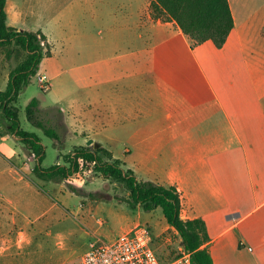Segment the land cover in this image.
Instances as JSON below:
<instances>
[{
	"label": "crops",
	"instance_id": "1",
	"mask_svg": "<svg viewBox=\"0 0 264 264\" xmlns=\"http://www.w3.org/2000/svg\"><path fill=\"white\" fill-rule=\"evenodd\" d=\"M150 3L8 0L7 21L45 36L50 56L40 65L59 51L88 60L74 69L85 71L74 79L87 93L72 104L78 112L60 109L68 134L83 137L77 145L95 136L119 160L110 146L124 134L126 170L176 189L181 218L205 223L213 264H264V0H228L234 26L220 48L191 47L175 22L154 19ZM25 187H15L13 214L45 215V196ZM101 205L83 199L57 221L61 236L72 228L96 237ZM17 220L19 238L0 248V264H35L30 224Z\"/></svg>",
	"mask_w": 264,
	"mask_h": 264
},
{
	"label": "rangeland",
	"instance_id": "2",
	"mask_svg": "<svg viewBox=\"0 0 264 264\" xmlns=\"http://www.w3.org/2000/svg\"><path fill=\"white\" fill-rule=\"evenodd\" d=\"M13 3H20L25 0H10ZM26 7L27 6V3ZM117 24L124 23L119 18ZM28 30L34 29L29 23L24 26ZM99 26L93 29L98 37ZM24 54L11 46L0 47V91L6 87L9 73L15 66L21 62ZM92 59V58H91ZM95 59L96 56H95ZM57 61V62H56ZM88 60L81 57H75L67 54L65 51H59L53 60L43 62L39 67L38 75H44L47 78L46 84L40 83L37 76L30 80V83L19 95L17 108L19 127L23 131L34 133L41 141L43 149V159L40 167L48 170L51 167L67 165L66 160L69 154H72L77 148L83 145H77L83 141L82 136L74 137L68 134L65 125H63L62 112L66 115L68 112H75L72 104L75 100H81L86 97V91L81 84H77L74 79L77 74L83 75L85 71L74 70L78 66L86 64ZM38 100L36 116L44 126L55 130L58 139H52L44 135L43 131L34 127L26 117L25 107L32 100ZM61 109V110H60ZM8 123L0 115V248L3 245H12L18 240V233L21 227L17 222L22 218L24 223H29L31 234L36 241V262L35 264H80V257L86 251L89 242L99 239L104 243H112L121 234L126 233L125 229L134 228L141 225L148 228L152 246L164 248L167 245L176 246L174 233L166 228L160 209L150 212H144L131 209L124 198H127L128 192L121 184H115L111 180L105 179L102 175L94 176L93 172L83 176H71L65 182L45 181L34 176L32 170L37 163V159L32 153H29L24 145L8 132ZM94 142H99L103 147L105 142L97 141L94 136ZM124 134L117 136L110 146L115 156L121 162V168L126 170L129 163L125 162V151L132 149L130 144L125 143ZM103 143V144H102ZM105 143V144H104ZM92 146V145H91ZM136 176L142 180L143 175L137 172ZM18 178H23L19 181ZM67 183L83 190V195L77 192H71ZM14 184L27 186L35 194L39 193L45 196L47 202V213L40 216L43 210H37L29 216L20 217L15 215L12 202L14 197ZM87 192H94V198L102 201V207L99 216L105 220L96 232V237H84L82 233L74 231L72 228H66V238L61 236L57 221L62 220L69 213H77L79 204L83 199H93L87 197ZM4 197L6 199H4ZM13 200V201H12ZM123 200V201H122ZM48 208H51L49 211ZM6 212V214H5ZM5 214V216H4ZM15 222V223H14ZM50 232V236L45 232ZM128 232V230H127ZM63 235H65L63 233ZM12 240L15 241L12 243ZM14 261V259L12 260ZM23 260H16L12 264H23Z\"/></svg>",
	"mask_w": 264,
	"mask_h": 264
},
{
	"label": "trees",
	"instance_id": "3",
	"mask_svg": "<svg viewBox=\"0 0 264 264\" xmlns=\"http://www.w3.org/2000/svg\"><path fill=\"white\" fill-rule=\"evenodd\" d=\"M8 0H0V47L11 46L22 51L23 59L9 73L6 87L0 91V115L8 123V132L21 142L25 149L37 159L33 167L35 177L45 181H62L73 174H83L84 169L92 167L93 174L102 175L115 184H121L128 192L127 202L131 209L139 207L144 212L160 209L167 226L175 233L176 246L155 247L154 252L161 263L175 259L182 252L189 253L193 264H213L203 247L208 241L205 223L201 219L184 220L180 216L181 201L178 192L172 186H162L148 181L136 180L131 170L121 168L119 160L100 146H80L67 156V165H59L43 170L41 141L34 133L20 129L17 108L14 106L19 95L37 76L40 63L50 56L45 36L37 32L17 31L7 21ZM150 9L154 19L163 22H175L181 32L190 41L191 47L211 41L216 48L224 45L234 22L228 0H151ZM38 100L32 99L25 107L27 120L44 135L58 139L55 130L48 128L38 120L36 109ZM71 192L83 195V190L67 183ZM87 197L94 199L92 192ZM123 201V200H122Z\"/></svg>",
	"mask_w": 264,
	"mask_h": 264
},
{
	"label": "built area",
	"instance_id": "4",
	"mask_svg": "<svg viewBox=\"0 0 264 264\" xmlns=\"http://www.w3.org/2000/svg\"><path fill=\"white\" fill-rule=\"evenodd\" d=\"M40 83L46 84L45 75H38ZM93 172L92 167L84 169L83 176ZM70 178V177H69ZM81 264H193L189 253L182 252L175 259L161 263L155 255L151 234L145 226H135L121 234L112 243H104L99 239L89 242L81 258Z\"/></svg>",
	"mask_w": 264,
	"mask_h": 264
},
{
	"label": "water",
	"instance_id": "5",
	"mask_svg": "<svg viewBox=\"0 0 264 264\" xmlns=\"http://www.w3.org/2000/svg\"><path fill=\"white\" fill-rule=\"evenodd\" d=\"M91 145L94 149H98L101 146L99 142H94L92 139L87 140L86 146H91Z\"/></svg>",
	"mask_w": 264,
	"mask_h": 264
}]
</instances>
